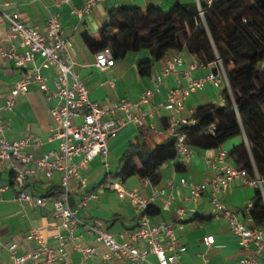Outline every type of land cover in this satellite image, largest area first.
Listing matches in <instances>:
<instances>
[{
	"label": "crops",
	"instance_id": "1",
	"mask_svg": "<svg viewBox=\"0 0 264 264\" xmlns=\"http://www.w3.org/2000/svg\"><path fill=\"white\" fill-rule=\"evenodd\" d=\"M55 2L56 0H1L5 11H17L26 26L39 32L45 31L50 16H58L62 36L71 44L69 54L74 61L73 70L87 88L90 101L94 103L108 105L121 100L136 103L141 93L152 89L153 79L160 76L174 59L180 58L182 61L181 66L176 67L163 78L158 91L146 104L131 111L132 115L142 117V126L135 122H125L117 136L109 141L107 157L97 156L89 163L88 169L84 172L85 184L80 185L79 182L70 180L67 201L71 208L76 209L84 195L109 180L119 182L124 189H136L141 195L149 197L151 188L138 176H131L125 181L116 176L122 165V155L131 143L136 142L141 130L143 135L140 143L147 148L170 141L171 139L165 134L168 112L164 106L168 91L185 88L190 82L204 78L214 65L198 62L185 49L169 50L162 59L154 61L149 51L144 49L130 52L123 58H116L112 67L100 70L95 66V53L100 49L95 45L89 47L84 42L83 35H87L96 44L101 45L103 40L100 30L104 25L109 24L110 13L118 8H137L145 13L149 7H157L163 12H168L178 5L197 9V4L203 5L205 0H97L89 12L83 14L81 18L71 11L72 8L81 9L86 0H67L59 6ZM118 31L113 27V34ZM7 36L8 24L0 16V37L4 38L2 48L4 50L14 48L16 52L22 53L24 49L19 46V42L6 38ZM143 62L151 64L148 76H141L139 73V67ZM194 63H198V66L192 68ZM29 73V69H17L9 60L0 56V119L8 125V130L5 132L8 141H19L27 134L39 140L40 147L32 153L40 157L58 149L57 142L48 141L51 130L55 127L50 114L54 102L47 101L37 85L30 84L26 92L16 97L11 112L2 109L11 96L14 84L29 76ZM43 74L48 78V85L52 87L54 70L44 71ZM225 88H227L225 84L215 88L205 83L201 89L191 93L183 101L184 110L181 117L188 120L195 110L203 105L221 104L222 91ZM176 98L182 99L180 94ZM114 119L118 122L124 121V116L118 113ZM242 142L246 144L244 137L231 139L216 149L192 148L189 158L183 159L176 155L174 159L166 161L159 168L155 186L164 187L165 194L154 199L150 204L151 210L157 213L149 216V222L152 225L163 222L171 226L178 243L186 248L178 256L180 264H238L241 258L251 254L252 246L247 250L241 249L237 237L231 232L228 224L223 219L213 218L210 186L206 187L197 201H193L190 199L189 188L180 184L181 179L194 185L207 182L215 173L207 163L218 154L219 150L229 153L233 147ZM134 161L139 168L141 164L136 156ZM228 161L234 166L230 157ZM12 165H16L19 169L25 168L14 161L0 164V264H7L10 261L7 245L11 243L17 244L19 255L34 249V244L25 240L33 228H38L45 241L55 247L57 241L54 236L60 223L51 215V202L62 198L60 174L54 173L51 179H47L37 172L25 183L24 190L27 193L47 199L45 207H32L16 201L20 189L14 184ZM255 191L244 184L242 179L236 178L229 183L225 194L219 197L228 209L238 213L239 217L249 225H254L246 212V207L253 202ZM167 200L170 201L169 205H166ZM178 209H183L185 212L183 220H177L175 216ZM77 216L80 220L75 230L77 243L81 248H93L95 256L84 260L74 249V244L68 242L65 246L68 252V264H103L101 255L106 253L107 249L95 241L90 229L107 232L118 242L130 243L129 234L137 228L139 213L130 201L121 200L114 192L103 190L97 198L80 208ZM207 236L213 238V243L208 247L203 243V239ZM158 239L164 240L161 236ZM134 245L140 249L147 248L146 243L141 240ZM147 260L146 264H157L153 254H149ZM111 263L127 264V261L112 259ZM257 264H264V249Z\"/></svg>",
	"mask_w": 264,
	"mask_h": 264
},
{
	"label": "built area",
	"instance_id": "2",
	"mask_svg": "<svg viewBox=\"0 0 264 264\" xmlns=\"http://www.w3.org/2000/svg\"><path fill=\"white\" fill-rule=\"evenodd\" d=\"M96 1L86 0L81 9L72 8L71 12L81 18L83 14L89 12ZM214 1L205 0L203 5L197 4V13L200 18L204 15L203 6L209 7ZM66 2L67 0H56L55 3L59 6ZM0 16L8 24L6 38L17 40L19 46L24 49L22 53L16 52L14 48L4 50L2 48L4 38L0 37V56L9 60L17 69L30 70L29 76L14 84L11 96L2 109L11 112L15 106L16 97L26 92L30 84L37 85L46 100L54 102L50 114L55 127L51 130L48 141L58 144L56 151L36 157L32 152L40 147L41 142L30 134L19 141H8L5 137L8 125L0 119V164L14 161L25 167L19 169L16 165L11 166L14 173V184L20 189L16 195V201L20 204L32 207L47 205L45 197H38L24 190L25 183L37 172L47 179H51L54 173H59L60 187L63 190L62 198L51 202V215L60 222L54 236L57 245L50 246L43 238L41 231L33 228L25 240L32 242L34 249L19 255L17 244L7 245L10 255V261L7 264H68V252L65 249L68 242L74 244V249L82 255L84 260L95 256L93 248H81L77 243L78 237L75 235V230L80 224L77 211L85 207L90 200L97 198L103 190L114 192L121 200L130 201L139 213L137 228L129 234L130 243L118 242L113 235L107 232L90 229L95 241L107 249L106 253L101 255L103 264H112V259H123L127 261V264H146L149 254L154 255L157 264H180L178 256L186 248L178 243L171 226L163 222L150 224L146 213L153 200L165 194L164 187L153 185L150 179H142L143 183L151 188V195L145 197L136 189H124L119 182L109 180L84 195L76 209L68 205L67 196L70 180L77 181L80 185L85 184L84 172L88 169L89 163L97 156L107 157L109 141L117 136L125 122H135L142 126V117L132 115L131 111L148 102L149 98L158 91L163 78L182 65L181 59H174L160 76L155 77L152 89L141 93L136 103L121 100L108 105H99L90 101L87 88L73 70L74 61L69 54L71 44L62 36L61 24L57 15L48 18L44 32L26 26L17 11H5L1 0ZM114 62L115 59L109 47L95 53V66L100 70L112 67ZM213 65L214 68L204 78L190 82L185 88L170 90L167 93L164 106L168 112L165 134L173 140L176 155L183 159L189 158L192 153V148L186 143V134L183 129L195 124L192 118L186 120L181 117L184 110L183 101L191 93L201 89L205 83L215 88H220L222 84H225L229 88L221 61L217 59ZM197 66L198 63H194L192 68ZM257 68L264 71V54L257 62ZM47 70L55 72L52 87L48 85V78L43 74ZM178 94L181 100L176 98ZM221 102H223L222 99ZM118 113L124 116V121L118 122L114 119ZM214 131L215 127L210 126L208 132L213 133ZM26 150L30 151L25 152ZM228 158L227 151L219 150L218 154L207 163L215 170L214 175L207 182L194 185L192 182L181 179L180 184L189 188L190 199L193 201L201 197L207 186L211 187L213 218L223 219L228 224L231 232L237 237L241 249L247 250L250 246L253 248L251 254L241 258L238 264H257L261 251L264 249V229L249 225L242 220L238 213L225 206L219 196L225 194L232 180L239 178L247 186L259 191L264 199V177L260 176L256 170L250 176L246 169L230 165ZM169 204L170 201L167 200L166 205ZM251 208L252 203L246 207L248 214ZM175 216L177 220H183L184 210L178 209ZM160 236L163 237V241L158 239ZM140 240L146 243V249H140L134 245ZM203 243L208 247L213 243V238L207 236L203 239Z\"/></svg>",
	"mask_w": 264,
	"mask_h": 264
},
{
	"label": "trees",
	"instance_id": "3",
	"mask_svg": "<svg viewBox=\"0 0 264 264\" xmlns=\"http://www.w3.org/2000/svg\"><path fill=\"white\" fill-rule=\"evenodd\" d=\"M197 9L175 6L168 12L149 7L145 13L137 8H118L110 13L109 24L100 30L103 43L98 45L83 35L84 42L100 50L109 47L114 59L130 52L148 50L154 61L169 50L183 49L202 64L219 59L226 70L229 88L222 91L221 104H206L195 110L194 125L184 127L186 143L191 148L216 149L234 138L244 142L228 153L235 167L244 168L252 176L254 170L264 177V71L257 62L264 54V0H215ZM113 27L119 31L113 34ZM126 30V31H123ZM150 62L139 67L141 76L150 73ZM210 126L215 127L209 133ZM140 136L122 155L116 174L122 181L131 176L150 179L157 184L158 170L176 157L173 140L147 148ZM134 156L140 161L135 165ZM152 206L147 215H155ZM250 219L264 229V199L255 191Z\"/></svg>",
	"mask_w": 264,
	"mask_h": 264
},
{
	"label": "rangeland",
	"instance_id": "4",
	"mask_svg": "<svg viewBox=\"0 0 264 264\" xmlns=\"http://www.w3.org/2000/svg\"><path fill=\"white\" fill-rule=\"evenodd\" d=\"M223 70L226 72L225 68L223 67Z\"/></svg>",
	"mask_w": 264,
	"mask_h": 264
}]
</instances>
